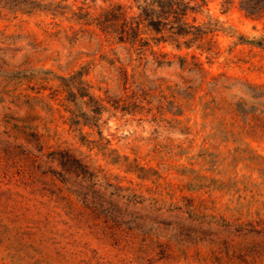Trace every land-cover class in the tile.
I'll list each match as a JSON object with an SVG mask.
<instances>
[{"label": "rangeland", "instance_id": "374dc122", "mask_svg": "<svg viewBox=\"0 0 264 264\" xmlns=\"http://www.w3.org/2000/svg\"><path fill=\"white\" fill-rule=\"evenodd\" d=\"M204 1L130 48L132 0H0V264H264V14Z\"/></svg>", "mask_w": 264, "mask_h": 264}, {"label": "trees", "instance_id": "16d2710c", "mask_svg": "<svg viewBox=\"0 0 264 264\" xmlns=\"http://www.w3.org/2000/svg\"><path fill=\"white\" fill-rule=\"evenodd\" d=\"M204 0H132V5L121 6L110 4L102 8L100 13L93 18L103 37H109L111 25H119V41L127 43L130 48H135L140 43L141 28L150 30L157 35L158 42H171L176 46L197 42H212V35L218 28L216 22L199 24L195 18L189 21L191 15L201 12L205 6ZM134 5V6H133ZM241 10L250 16L264 14V0H241ZM135 7L139 13L130 15L129 11ZM116 30V29H115Z\"/></svg>", "mask_w": 264, "mask_h": 264}]
</instances>
